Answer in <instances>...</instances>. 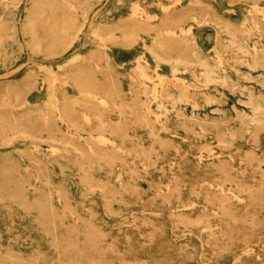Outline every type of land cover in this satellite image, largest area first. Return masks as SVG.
Returning <instances> with one entry per match:
<instances>
[{
    "label": "rangeland",
    "instance_id": "rangeland-1",
    "mask_svg": "<svg viewBox=\"0 0 264 264\" xmlns=\"http://www.w3.org/2000/svg\"><path fill=\"white\" fill-rule=\"evenodd\" d=\"M0 264H264V0H0Z\"/></svg>",
    "mask_w": 264,
    "mask_h": 264
},
{
    "label": "bare ground",
    "instance_id": "bare-ground-1",
    "mask_svg": "<svg viewBox=\"0 0 264 264\" xmlns=\"http://www.w3.org/2000/svg\"><path fill=\"white\" fill-rule=\"evenodd\" d=\"M29 25H30V23H29ZM170 31V30H169ZM168 31V32H169ZM30 32H32L31 30H30ZM33 33V32H32ZM165 33V32H164ZM169 33H171V31L169 32ZM248 61V60H247ZM202 66V65H201ZM203 68H204V66H203ZM205 69V68H204ZM141 70V69H140ZM142 74H143V72H142ZM156 89V88H155ZM240 94V93H239ZM100 142V141H99ZM101 143V142H100ZM118 149V148H117ZM120 150V149H119ZM173 162V161H172ZM222 188V187H221ZM233 193V192H232ZM244 194V193H243ZM235 194H233V196H234ZM236 197V196H235ZM237 198H239V197H237ZM58 199H59V197H58ZM240 199V198H239ZM242 200H243V198H242ZM248 250V249H247ZM253 250V249H252Z\"/></svg>",
    "mask_w": 264,
    "mask_h": 264
}]
</instances>
